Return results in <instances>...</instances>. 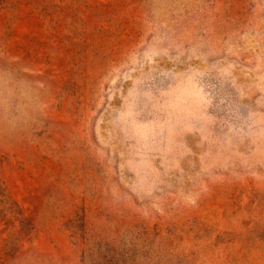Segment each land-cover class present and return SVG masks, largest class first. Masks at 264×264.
<instances>
[{"label": "rangeland", "instance_id": "obj_1", "mask_svg": "<svg viewBox=\"0 0 264 264\" xmlns=\"http://www.w3.org/2000/svg\"><path fill=\"white\" fill-rule=\"evenodd\" d=\"M0 264H264V0H0Z\"/></svg>", "mask_w": 264, "mask_h": 264}]
</instances>
